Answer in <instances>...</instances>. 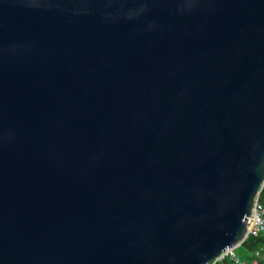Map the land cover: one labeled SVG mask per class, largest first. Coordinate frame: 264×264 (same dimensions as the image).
<instances>
[{
	"label": "water",
	"instance_id": "water-1",
	"mask_svg": "<svg viewBox=\"0 0 264 264\" xmlns=\"http://www.w3.org/2000/svg\"><path fill=\"white\" fill-rule=\"evenodd\" d=\"M264 185V0H0V264H207Z\"/></svg>",
	"mask_w": 264,
	"mask_h": 264
},
{
	"label": "built area",
	"instance_id": "built-area-1",
	"mask_svg": "<svg viewBox=\"0 0 264 264\" xmlns=\"http://www.w3.org/2000/svg\"><path fill=\"white\" fill-rule=\"evenodd\" d=\"M260 195L261 192L255 197L250 215H248L246 219L245 238H247L249 235L260 236L264 238V196L261 197ZM235 248L236 247L234 246L226 247L207 264H216L225 256L231 257L235 264H264V257L262 262H258V260L253 259L251 263H248L246 260H243L235 254Z\"/></svg>",
	"mask_w": 264,
	"mask_h": 264
},
{
	"label": "trees",
	"instance_id": "trees-1",
	"mask_svg": "<svg viewBox=\"0 0 264 264\" xmlns=\"http://www.w3.org/2000/svg\"><path fill=\"white\" fill-rule=\"evenodd\" d=\"M261 197L264 196V185L261 190ZM235 254L251 263L253 259L262 262L264 257V238L260 236L249 235L245 238L239 246L235 248ZM216 264H235L233 259L229 256H225L221 261Z\"/></svg>",
	"mask_w": 264,
	"mask_h": 264
}]
</instances>
